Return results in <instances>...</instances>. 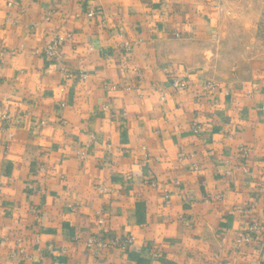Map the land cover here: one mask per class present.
<instances>
[{
	"label": "crops",
	"instance_id": "1",
	"mask_svg": "<svg viewBox=\"0 0 264 264\" xmlns=\"http://www.w3.org/2000/svg\"><path fill=\"white\" fill-rule=\"evenodd\" d=\"M260 14L251 0H0V264H264V242L236 241L264 221V57L235 62L229 43L233 18ZM102 231L132 242L87 248Z\"/></svg>",
	"mask_w": 264,
	"mask_h": 264
},
{
	"label": "built area",
	"instance_id": "2",
	"mask_svg": "<svg viewBox=\"0 0 264 264\" xmlns=\"http://www.w3.org/2000/svg\"><path fill=\"white\" fill-rule=\"evenodd\" d=\"M10 3V2H9ZM95 13V10L91 7L86 8L85 14L86 16L90 17ZM45 18H48V16H45ZM31 26H34V23L31 24ZM72 37L70 32H66L65 34H52L50 35L42 48L43 54H45L49 58H53L59 55L60 53V44L65 39H70ZM121 47L125 52H128L131 48V42L129 41H123L121 42ZM88 75L87 71H80L78 74L79 79H85ZM172 84L175 87H184L186 85L185 81L180 78H173ZM217 83L213 80H207L203 83L202 87L207 90H213L217 88ZM226 92V91H225ZM64 103H61L63 105ZM1 117H7L6 114H2ZM62 122H65L63 119ZM9 137H11V133L8 134ZM94 138L93 134H89V139L92 141ZM80 157V155H79ZM196 167V164H194ZM39 169L44 170L45 165L41 164L39 166ZM104 188L100 187V191H102ZM31 190L35 191L37 190L35 186L31 187ZM70 208L73 210L74 206L69 204ZM236 211L240 212L242 211V208L237 206L235 208ZM93 215L97 221L98 224L104 223V218L100 210H95L93 212ZM253 239H259L262 242H264V221L263 220H252L246 229L241 230L237 236L236 241L238 242H250ZM132 242V238L130 236H111L107 234L106 232L102 231L101 233L89 235L85 238V246L87 248H93L97 250H106L108 248H114L118 250H123L126 248L127 245H129ZM221 264H229L228 262H222Z\"/></svg>",
	"mask_w": 264,
	"mask_h": 264
},
{
	"label": "rangeland",
	"instance_id": "3",
	"mask_svg": "<svg viewBox=\"0 0 264 264\" xmlns=\"http://www.w3.org/2000/svg\"><path fill=\"white\" fill-rule=\"evenodd\" d=\"M259 5V18H233L234 30L239 38L230 39V60L244 61L251 57H264V0H251ZM241 61V62H242Z\"/></svg>",
	"mask_w": 264,
	"mask_h": 264
}]
</instances>
